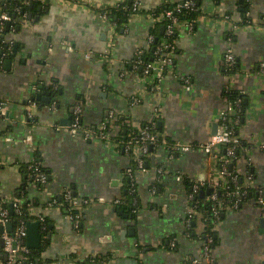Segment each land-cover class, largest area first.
Returning <instances> with one entry per match:
<instances>
[{
	"label": "crops",
	"instance_id": "0c3cea01",
	"mask_svg": "<svg viewBox=\"0 0 264 264\" xmlns=\"http://www.w3.org/2000/svg\"><path fill=\"white\" fill-rule=\"evenodd\" d=\"M39 1L28 22L4 33L12 52L0 56V99L7 103L0 117L3 201L25 191L35 220L44 218L41 246L31 248L41 249L40 264H191L201 255L204 225L194 219L195 231L184 232L190 179L207 178L214 158L197 146L180 151L162 143L151 146L148 171L129 176L133 159L121 141L69 130L73 107L83 102L86 125H98L114 110L132 128L155 119L170 141L206 142L225 104L223 58L232 45L238 61L232 84L246 105L236 165L264 192V150L257 146L264 142V0H200L204 13L191 29L178 27L173 63L158 92L132 64L136 49L150 45L152 12L163 0H142L141 10L120 26L102 13L132 0ZM247 4L255 22L230 39L231 23L244 25ZM50 84L59 92L42 88ZM51 92L50 102L35 99ZM35 159L48 174L42 186L24 172ZM158 165L168 170L160 179L153 174ZM66 188L92 200L79 227L59 204ZM128 191L134 193L131 208L113 204ZM262 218L255 198L225 211L212 247L214 264H264Z\"/></svg>",
	"mask_w": 264,
	"mask_h": 264
},
{
	"label": "built area",
	"instance_id": "2783aa9c",
	"mask_svg": "<svg viewBox=\"0 0 264 264\" xmlns=\"http://www.w3.org/2000/svg\"><path fill=\"white\" fill-rule=\"evenodd\" d=\"M29 2L30 0H26ZM250 2V0H247ZM142 0H132V10L133 13L140 11ZM120 3H117L115 6H118ZM198 9L197 0H183L178 3L175 10H166L159 14L152 13L156 22H163L165 36H162L160 44L155 50V59L152 61L144 62L141 59L143 50L145 47H140L136 49L133 66L135 68L141 67V73L143 79L146 77L151 78L150 86L154 92H158L161 88L162 81L165 78V73L168 71L173 63L172 53L175 49V44L169 40V36L173 35L176 32V29L180 26H185L189 29L198 21L197 19H185L181 20L180 17L175 13V11H181L182 9ZM20 12V8L17 9ZM104 18H107V12L103 11ZM214 16H220L219 13H213ZM225 15V18L231 20L230 15ZM19 20L24 23L28 22V16L26 13H23L19 17ZM244 25L231 23V35L230 39H233L234 34L237 32V29L242 26L254 24V20L251 17V11L248 9L244 14ZM12 18L9 14L3 12L0 14V24L4 25L5 22H11ZM243 21V20H242ZM232 22V21H231ZM155 40V36L150 33L148 36V44ZM108 55V53H107ZM87 57H94L92 53H87ZM108 57V56H107ZM104 58V57H103ZM237 57L233 46L230 45L224 53L223 64H224V77H225V86L224 94L229 93L234 89L232 84V79L236 74L235 66L237 64ZM264 65V64H263ZM37 88V87H36ZM225 104L219 113V126L215 134H213L206 142L202 143H187L181 141H171L170 143L165 139L162 142L158 141V134L154 131L156 127V121H151L150 124L141 125L129 134V140L125 144L126 149L131 153L133 158V166L129 167L128 172L129 176L132 175L134 171H143L147 172L148 168L145 166V160L149 155L151 146H156L158 144H169L172 145L174 149L188 151L191 148L198 147L201 150L205 151L210 157L214 158V164L209 176L205 179H195L191 178V191L188 194V200L190 201V206L187 210V218L184 221V232L189 236V222L192 220L194 213H196L195 205H191V200L195 197L196 194H199L202 189L212 188V192L207 194V198L214 201L213 213L215 217L220 218V214L225 211H234L239 209L243 203H245V196L251 190V188H256L254 186L253 175L248 173L243 179L240 177V172L237 167L235 168L236 152L239 146L242 144V139L239 134H237L238 124L240 120V102L241 98L231 100L228 96H225ZM139 98L136 97L133 99L132 103L137 104ZM34 105L36 102H32ZM7 103L4 100L0 99V117L4 115L6 111ZM84 104L82 101H78L73 107L72 120L69 125V130L74 133L80 132L84 137L91 140L98 141H109L114 139V136L119 135V131L122 129L116 120L118 114L114 110H110L108 117L103 120L101 123L93 127L92 125H86L83 121V111ZM128 121V120H127ZM129 123V121H128ZM130 125V124H129ZM261 150H264V142H261L257 145ZM222 148L225 149V154H222ZM39 159L32 160L29 165V168L32 170L31 176L33 182L40 185L47 183L48 174L41 168V161ZM237 166V165H236ZM167 168L163 165H158L154 168L153 174L154 178L160 179V177L167 172ZM242 180L243 183H240ZM235 184V189L230 190L228 194L233 198L232 202L225 203L223 200L218 198V189L221 186H225L227 183ZM240 183V184H239ZM257 189V188H256ZM257 205L262 210L264 214V192L261 189H257ZM135 201V199H134ZM92 200L89 198L82 199L74 195L73 191L70 188H66L63 191L62 200L59 202L60 206L64 209L66 215L73 221L76 227H79L82 217V210L84 206L91 204ZM13 206L17 207L19 210V200L14 199L11 201ZM114 205H121V198L116 199L113 202ZM32 211V208H31ZM42 224L43 231V217L38 218ZM7 222H12L9 210L2 208L0 206V227H3L1 240H3V253H0V264H35L28 260V254L30 249L27 245V224L25 221L20 220L18 225L14 227L12 231H9L5 228ZM219 223V222H218ZM218 226V225H217ZM199 234L198 238H201ZM206 237V236H205ZM213 239L207 237L201 243V255L198 258H194L191 261V264H214V257L212 255L211 243ZM176 245V241L170 243L171 247ZM3 255L4 258L3 259Z\"/></svg>",
	"mask_w": 264,
	"mask_h": 264
},
{
	"label": "trees",
	"instance_id": "16d2710c",
	"mask_svg": "<svg viewBox=\"0 0 264 264\" xmlns=\"http://www.w3.org/2000/svg\"><path fill=\"white\" fill-rule=\"evenodd\" d=\"M183 0H163L154 10L152 13L155 14H159L161 12H164L166 10H175L176 6L178 3L182 2ZM33 3V6H31V4ZM249 3V2H248ZM40 4L39 0H30L29 2H27L26 0H1L0 3V14L5 12L7 14H9L12 18V21L10 22V29L11 28H15L16 26L23 24L24 22L19 20V17L23 15V13H26L27 16L30 12H33L34 10H36V7H38V5ZM197 7L198 9H182L181 11H175V13L180 17L181 20H185V19H197V17H199V15L201 14V3L199 4L197 2ZM249 5L247 4L246 7H244V11L242 13V17L244 18V14L245 12L248 10ZM20 8V12L17 11V9ZM104 11L107 12V17L109 19V21L116 23L117 26H120L122 23H125L130 14L133 13L132 10V1L131 2H124V3H120L118 6H110L108 8H106ZM165 22V21H163ZM163 22H156L151 26L150 29V33H152L155 36V40L156 38H158L157 41L153 40L150 45L146 48H144L143 50V54L141 55V59L144 62H148V61H152L153 59H155L156 55H155V50L157 48V46L160 44L161 40H162V36H165L164 31L161 32V26H163ZM6 28V22L4 23V25L0 24V56L3 55H7L9 56L10 53L12 52L10 50V45L8 44V42H5L4 38L1 37V34H4L5 32L9 31ZM177 31L178 29H176V32L169 36V40L175 44L176 41V37H177ZM136 60V58L134 59ZM134 64V61H133ZM132 64V65H133ZM137 70H141V67H137ZM235 69H238V62L235 66ZM142 71V70H141ZM51 86H44L42 88H45L46 90H51L54 93H58L59 90L57 88H55V86L53 87L52 84H50ZM225 96H228L231 100H235L237 98H241V102H240V112H239V116H240V122L241 123V119L244 117L245 115V108L246 105L244 104L243 101V97L241 92H239L237 89H232L229 93H225ZM36 99V98H35ZM34 99V101H35ZM152 121V120H151ZM151 121L145 122L142 125L145 124H150ZM153 121H156L155 119ZM116 122L121 125L122 129L119 131V135L118 136H114L115 140L121 141V143H123V145H125L127 143V141L129 140V134L134 130L131 128V126L129 125L127 119L125 117H121V116H117V120ZM157 122V121H156ZM238 124V127H239ZM157 125V124H156ZM93 127H95L96 125H92ZM136 133L138 132L136 129L134 130ZM154 131L158 134V141L162 142L163 140H167L169 143L171 142L167 137H164L159 131L157 126L154 128ZM238 134V130L236 132ZM240 147V146H239ZM238 150V149H237ZM222 154H225V149L222 148ZM236 156V160H235V168L237 167V160L239 158L240 153H237ZM131 155V153H130ZM132 157V155H131ZM133 159V158H132ZM40 161V160H37ZM32 161H30L29 163H26L25 165H23L24 168V172H26V179H28L29 181H33L32 176H31V172L32 170L29 168V165ZM134 162V161H133ZM41 168L46 171V169L43 167L42 163H41ZM248 174V171L245 172H240V177H243ZM240 183H243L242 180L240 181ZM239 183V184H240ZM38 186H42L38 183H36ZM205 189V188H204ZM235 189V184L233 183H227L225 186H221L218 189V198L219 200H223L225 201V203H230L232 202L233 198L230 197V195L228 194V192L230 190H234ZM26 192L23 191L22 193H19L17 199L19 200V210H17V207L13 206V210L12 212L10 211V202L7 201H3L1 195H0V206L2 208L8 209L9 210V214L13 223V229L14 227H16L19 223L20 220H23L26 222V224H28L29 222H32L36 219V216H33L31 213V208L33 206V203L30 201V199L26 196L25 194ZM130 191H128L126 194H122L120 196L121 200H122V204L119 205V207L124 208V209H129L131 208L132 205V200L134 197V193H131ZM137 195V194H135ZM207 194H204L203 196H201L200 194H196L195 197L191 200V205H195V210L196 213H194L192 220L189 222L190 226H189V231L190 234H192L193 230H194V219H201L204 225V230L203 232H201V238H198L200 243H202L203 240L207 239V237H210L213 239V242L211 243V247H213L214 243H215V234H216V228L218 225V222L221 220V217L223 215V213L220 214V218L218 219L217 217H215L214 213H213V205H214V201L210 200L207 198ZM253 198H255V201L257 202V189L256 188H251V190H249V192L247 193V195L245 196V203H247L248 201L252 200ZM228 203V204H229ZM243 203V204H245ZM225 212V209H224ZM195 231V230H194ZM1 234H2V229L0 227V253H3L4 249H3V244L1 241ZM206 236V237H205ZM40 254H41V249H37V250H32L30 249V253L28 254V260L31 262H34L35 264H40ZM3 259L4 255H3ZM28 264V263H26ZM82 264H87V263H82Z\"/></svg>",
	"mask_w": 264,
	"mask_h": 264
},
{
	"label": "water",
	"instance_id": "95a60500",
	"mask_svg": "<svg viewBox=\"0 0 264 264\" xmlns=\"http://www.w3.org/2000/svg\"><path fill=\"white\" fill-rule=\"evenodd\" d=\"M241 2L243 0H240ZM197 2L200 4V0H197ZM31 6H33V3L31 4ZM29 18H31V13H29ZM6 28L7 30L10 29V23L7 22L6 23ZM161 31L163 32L164 31V27L161 28ZM1 37L4 38V34H1ZM158 38H156L155 41H157ZM48 96L46 97H42L41 95H38L36 99L40 100L42 99L43 101H47V102H50L52 100V95L53 93H47ZM215 128H217V125H215ZM217 131V129H213L212 133L215 134ZM212 192V188H207V189H202L200 191V195L203 196L204 194H209ZM13 210V206H12V203H10V211L12 212ZM121 214H124L125 216H128L127 213H124V211H120ZM262 224H264V218H262ZM5 228L9 231H12L13 230V223L12 222H7L6 225H5ZM1 229L3 230V227L1 226ZM2 241V244H3V240ZM41 241H42V224H41V221L40 220H34L32 222H29L27 224V245L29 248H40L41 246Z\"/></svg>",
	"mask_w": 264,
	"mask_h": 264
}]
</instances>
